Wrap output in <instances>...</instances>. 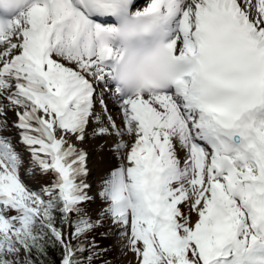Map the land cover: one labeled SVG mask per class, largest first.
Here are the masks:
<instances>
[{
	"label": "snow or ice",
	"instance_id": "6c2138e0",
	"mask_svg": "<svg viewBox=\"0 0 264 264\" xmlns=\"http://www.w3.org/2000/svg\"><path fill=\"white\" fill-rule=\"evenodd\" d=\"M112 235L264 264V0H0V264H112Z\"/></svg>",
	"mask_w": 264,
	"mask_h": 264
},
{
	"label": "rangeland",
	"instance_id": "374dc122",
	"mask_svg": "<svg viewBox=\"0 0 264 264\" xmlns=\"http://www.w3.org/2000/svg\"><path fill=\"white\" fill-rule=\"evenodd\" d=\"M116 110L114 109L113 112L114 114ZM96 154L94 155V157L96 158ZM102 157H98L97 156V163L94 164L95 168L91 169V178H90V183L96 184L98 183V181L100 180L101 176L105 175L107 173V171L113 167L114 165V159H113V155L111 154V152H105L104 154L101 155ZM92 165H89V167H91ZM34 179H36L37 181L41 182L42 185L47 184L51 177L50 176H46V177H40L39 175H37L36 177H34ZM36 182V181H35ZM35 185H39L37 182L35 183ZM41 185V184H40ZM101 205L100 202L97 201L96 205L94 206L95 211L98 212L100 209ZM107 228V221H105V225L104 227L100 228L99 230H102L98 233V231L95 233V235L97 237H99V234L101 232H104ZM101 243L103 245L106 246H110V251L107 254L106 258L110 259L113 264H126V262H124L123 257L121 255V251L119 250V248L117 247L118 241L117 238L112 235L109 236L108 239H105L103 241H101ZM130 264V263H128ZM132 264H134V261H132Z\"/></svg>",
	"mask_w": 264,
	"mask_h": 264
},
{
	"label": "bare ground",
	"instance_id": "6f19581e",
	"mask_svg": "<svg viewBox=\"0 0 264 264\" xmlns=\"http://www.w3.org/2000/svg\"><path fill=\"white\" fill-rule=\"evenodd\" d=\"M145 2V0H141V3L143 4ZM110 108H113V105L110 103L109 104ZM116 113L113 115H117L118 116V111H115ZM119 122V121H118ZM111 144V140H108L107 142L103 141V140H96V139H89L85 144L82 145V147L86 148L89 151L90 154V158H89V165H92L90 167V169L95 168L94 164L97 163L96 159L97 156L98 157H102L101 155L104 154L105 152H109L107 145ZM97 155L96 158L94 157V155ZM26 155V154H25ZM181 155H183V153H181ZM113 159L115 161V157L113 156ZM116 162V161H115ZM114 162V165H115ZM113 165V166H114ZM28 183L35 185V180L34 178H32L31 180L28 181ZM40 185V184H39ZM193 219H195V216L193 217ZM118 245V244H117ZM121 255L123 257L124 262H126V264L130 263L133 261V258L131 256V254L125 256L122 252Z\"/></svg>",
	"mask_w": 264,
	"mask_h": 264
},
{
	"label": "trees",
	"instance_id": "16d2710c",
	"mask_svg": "<svg viewBox=\"0 0 264 264\" xmlns=\"http://www.w3.org/2000/svg\"><path fill=\"white\" fill-rule=\"evenodd\" d=\"M98 230H99V229H98ZM100 231H102V230H99L98 233H99ZM94 235H95V233H94ZM98 238H99V237H98ZM102 241H103V240H102ZM108 253H109V252H108ZM108 253H107V254H108ZM57 258H58V252H57L55 255L52 256V259H53V260H55V259H57ZM112 264H113V262H112Z\"/></svg>",
	"mask_w": 264,
	"mask_h": 264
}]
</instances>
